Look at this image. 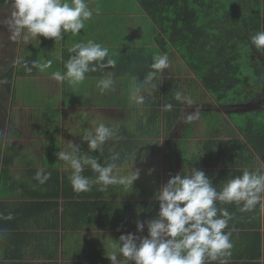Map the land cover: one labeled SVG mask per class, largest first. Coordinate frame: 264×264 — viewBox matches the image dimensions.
Masks as SVG:
<instances>
[{
	"label": "crops",
	"instance_id": "0c3cea01",
	"mask_svg": "<svg viewBox=\"0 0 264 264\" xmlns=\"http://www.w3.org/2000/svg\"><path fill=\"white\" fill-rule=\"evenodd\" d=\"M88 5L93 18L84 29L55 43V38L43 36L10 39L6 20L12 3L0 0V62H18L23 47L33 53L23 55L30 56L28 60L22 57L28 66L36 60L52 61L48 69L33 68L27 76H19L16 67L10 101L0 89V217H13L0 218V264H111L106 256L111 251L109 242L128 233L147 236L146 221L159 211L154 193L184 167L190 171L192 163L199 164L195 168L204 171L218 191L244 169L264 172V139L260 156L245 142L240 124L231 115L253 112L262 105L216 104L174 48L163 50L159 29L138 0H88ZM203 13L213 14L220 24L210 32L214 45L222 34L231 43L244 36L241 50L232 55H240L244 64L264 61V54L249 40L250 34L264 31V0H214ZM88 40L115 54V68L106 70L113 73L114 84L103 94L97 88L98 78L105 74L100 71L87 73L86 80L76 86L52 75L64 71L73 43ZM157 54H167L170 67L142 86L145 102L137 105L130 99L131 90L143 82ZM245 68L242 78L253 80L254 71ZM159 88L179 112L165 113L163 104L154 107L159 113H153L147 102ZM177 92L189 102L174 103ZM190 114L194 118L189 121ZM94 121L116 131L102 154L89 152L82 140ZM70 141L82 153L102 157L105 165L118 153L115 163L121 172L139 169V179L127 191L119 185L101 191L96 184L90 191H73L70 170L56 156ZM6 146L12 148L11 164H4ZM39 169L51 174L43 185L34 179ZM82 175L94 180L97 174L85 167ZM216 206L232 214L224 231H231L233 247L230 257L206 260V264H221L223 259L227 264H264L260 206L247 212L235 203L217 202ZM137 221L145 222L142 233L137 231Z\"/></svg>",
	"mask_w": 264,
	"mask_h": 264
},
{
	"label": "clouds",
	"instance_id": "9594fccd",
	"mask_svg": "<svg viewBox=\"0 0 264 264\" xmlns=\"http://www.w3.org/2000/svg\"><path fill=\"white\" fill-rule=\"evenodd\" d=\"M12 12L6 20L11 33L10 39H38L39 36L55 38V43L68 33L78 35L85 27V22L93 18V10L88 0H11ZM98 12V9L96 10ZM250 44L264 54V31L249 35ZM70 53L64 62V71L54 72L57 81H66L76 86L86 80V74L100 71L105 73L98 78L97 88L103 94L114 84L113 73L106 71L115 68L116 60L107 47L93 40L73 43L68 48ZM52 61L44 63L32 61V67L24 62V68L31 72L33 68L44 71L51 67ZM170 67L167 54L154 55L150 71L143 82H139L130 93L135 104L143 105L142 86L150 84L157 74ZM177 101L189 102L181 92L175 95ZM173 105L166 103L165 111H171ZM194 118L193 114L188 120ZM116 136V131L100 122L92 123V129H85L83 142L89 152L104 151L105 144ZM58 161L64 162L65 170H70L68 177L73 191L86 192L93 184L100 185L104 191L109 186L119 185L127 191L140 177V170L132 167L122 173L115 161L119 154L111 157L112 162L102 165L99 160L80 147L69 142L65 150L56 153ZM85 167H90L97 175L91 179L82 175ZM50 173L39 169L34 179L41 185L50 179ZM154 198L159 201L156 218L146 221L147 236L134 233L120 235L118 240L109 242L110 252L106 255L111 264H206V260L216 261L221 257H230L233 244L231 231L225 232L232 214L221 204L235 203L241 212L253 210L257 205L264 212V172L244 169L241 175L227 180L221 190L213 186L212 181L202 170L184 167L183 171L171 175L167 183L160 187ZM242 205V206H241ZM4 219H12L8 214ZM137 231L143 232L145 222H136ZM227 264V259L221 260Z\"/></svg>",
	"mask_w": 264,
	"mask_h": 264
},
{
	"label": "trees",
	"instance_id": "16d2710c",
	"mask_svg": "<svg viewBox=\"0 0 264 264\" xmlns=\"http://www.w3.org/2000/svg\"><path fill=\"white\" fill-rule=\"evenodd\" d=\"M138 1L143 10L157 25L163 50L166 52L169 47L174 48L175 53L185 61L216 104L223 107L246 104L262 105L264 107V77H261L262 74L264 75V61L244 64L240 62V55L238 57L232 55L233 52L236 53L241 50V43L245 42L244 36L231 43L227 39V35L222 34L218 37V44L216 41L214 45V36L210 32L220 24L213 18V14L203 13V8L212 5L214 0ZM204 19L205 24L203 23ZM22 50L18 62L15 60L0 62V85L8 92H13L16 67L19 76L28 75L27 71H23V58L28 60L33 53L30 49L24 50V47ZM25 53H30V56L25 55L23 57ZM246 66L254 71L255 76L251 81L242 78L241 74H243V69ZM29 67H32V63H29ZM169 102L165 98V93L159 88L147 104L151 103L153 113L154 111L159 113L160 111L154 107H160ZM173 102L176 104L181 103L176 100H173ZM178 108L176 105L171 111L164 112L170 113L174 110L179 112ZM263 109L260 108L249 113L257 115ZM238 129L245 142L253 147L257 154L262 156L261 144L264 139V124L261 125L259 122L249 119L246 126L238 125ZM221 144H226V142L221 141ZM12 159V148L6 146L4 164H11ZM98 160L102 165H105V161L102 162V157ZM198 166L199 164H196V162L191 164L192 168Z\"/></svg>",
	"mask_w": 264,
	"mask_h": 264
},
{
	"label": "rangeland",
	"instance_id": "374dc122",
	"mask_svg": "<svg viewBox=\"0 0 264 264\" xmlns=\"http://www.w3.org/2000/svg\"><path fill=\"white\" fill-rule=\"evenodd\" d=\"M245 69L246 68L243 69V74H244ZM0 89L3 90V92H1V93H3L5 95L4 97H6V100L7 101H10V93L8 91H6L1 85H0ZM191 92H195V90L192 89ZM200 93H202V90L201 89L198 90V94H200ZM203 97H200L199 99L204 100ZM231 115H233L232 116L233 120L235 122L239 123L242 126H246L247 125V123L249 122V118L250 119H253L254 121L259 122L261 125L264 124V111H262L261 113H259L257 115H253L251 113H245V114H242V115H239V114H231Z\"/></svg>",
	"mask_w": 264,
	"mask_h": 264
},
{
	"label": "water",
	"instance_id": "95a60500",
	"mask_svg": "<svg viewBox=\"0 0 264 264\" xmlns=\"http://www.w3.org/2000/svg\"><path fill=\"white\" fill-rule=\"evenodd\" d=\"M251 108H247V109H245V110H250Z\"/></svg>",
	"mask_w": 264,
	"mask_h": 264
}]
</instances>
